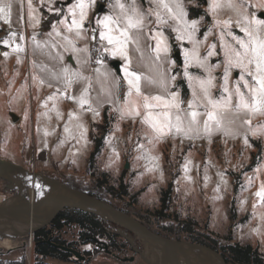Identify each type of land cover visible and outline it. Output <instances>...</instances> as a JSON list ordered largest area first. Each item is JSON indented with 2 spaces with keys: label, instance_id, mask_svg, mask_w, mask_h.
I'll return each instance as SVG.
<instances>
[{
  "label": "rangeland",
  "instance_id": "374dc122",
  "mask_svg": "<svg viewBox=\"0 0 264 264\" xmlns=\"http://www.w3.org/2000/svg\"><path fill=\"white\" fill-rule=\"evenodd\" d=\"M39 1L41 6L39 10L42 13V9L47 4L41 5V0ZM72 2L75 0H61V8L64 7L66 10ZM121 2L130 4L132 0H121ZM182 2L186 12L187 7L203 10V14L198 17H189L188 14L186 17L189 21H197V39L204 41L205 34L211 30V34L200 47V55L203 57L210 44L219 45L220 31L214 27L213 15L208 10L210 0H182ZM222 2L226 4L228 0ZM232 2L239 3L241 0H232ZM243 2L247 6L257 4L260 0H243ZM114 3L115 0H96L91 10L94 15L92 28L95 27L96 19L114 14L110 7ZM56 4L54 1L52 7ZM136 4L145 12L150 7L149 0H136ZM248 11L256 19L264 20L258 16V13L264 12V9L249 7ZM21 16L23 19L26 16L25 12H21ZM229 17L234 19L235 14L227 8L220 12L219 19L226 20ZM153 20L154 17H149L148 29L156 28ZM88 25H91V21L86 22L85 27L87 28ZM11 30L10 32L16 33V40L24 51L19 53L18 63L17 54L11 52L10 47L5 48L0 42L2 49L0 51V158L10 160L22 169L0 178V200L17 188H26L30 199H33L35 191L31 188L32 174L40 173L73 188L92 193L115 208L129 213L154 232L192 246L196 257L204 264H240L222 249V246L234 243L248 244L253 249H257L261 256V262L258 264H264V220L260 219L264 214V208L259 207V202L254 197L260 183L256 177L264 178V134L258 132L256 136H252L251 132L246 131L249 127L261 128L264 125V117H253L251 126L242 125L241 121L230 126L225 121V126L233 128L234 136H226L223 131H214L210 136L201 133L200 137L192 139H182L180 135L172 138L169 135L160 142L150 145L144 135L146 126L141 125L140 118H136L135 122L127 117L122 120L120 112L116 111L123 105L127 93L123 73L124 60L120 57H112L101 49L98 57L102 58V52L107 54L113 61L118 62V71L112 66L113 61L102 59V65H97L95 63L97 57L93 55L92 49L99 47L98 41L89 43L88 40H80L76 43L77 48L85 46L90 48L88 53H73L71 49L65 51L63 47L58 46L56 38L48 34H43L41 38L33 41L35 31L23 20ZM231 30L233 35L243 38V33L234 25ZM38 31L36 30L37 34ZM163 31L168 38L170 48L168 59L172 62L164 64L163 68L169 69L168 76L176 77L175 81L168 84V90L179 94L180 106L186 110L188 102L192 100V90L183 75V49H190L191 45L177 42L175 34L170 29L164 28ZM21 35L24 37L23 41L19 40ZM149 35L146 29L145 39L140 44L141 51L137 52L133 45H129L130 70L142 77L144 92L155 95L161 91L158 83L152 86L145 85L147 80L158 81L162 69L158 67L159 62L155 60V54L148 48L149 44L154 46V41L147 39ZM37 43L41 46L37 47ZM5 51L9 52L7 58L3 55ZM217 51L219 52V47ZM176 52L178 57L175 56ZM222 60L223 56L220 54L210 58L209 64H217ZM65 66L72 72H80L89 80L74 82L64 97H58L56 106L62 114L61 119L58 120L55 112L50 111L52 101H48L47 108L41 105L49 95L56 92L57 88L63 89L62 82L54 77L61 75ZM96 68H100L99 74L95 71ZM188 71L195 77L205 78L206 75L195 66L190 67ZM222 73V68L212 73L217 78L215 81L217 87L211 90L213 99H219L221 95ZM33 77H36L35 82ZM237 78L238 71L234 70L230 86L235 84ZM180 79H184L188 88L185 99L181 98V85L177 84ZM40 80L44 81L43 86L40 85ZM114 82H118L116 89ZM48 84L52 87H48ZM84 87H88L89 103L99 112V116L94 117L93 113L88 111L87 105L80 109L76 102L66 98L68 95L78 98ZM104 109L109 118V126L104 132L102 148L94 156L89 167L88 158L93 149L92 137L101 134L97 125L103 122ZM46 111L47 117L44 116ZM197 111H203V108H197ZM69 112L78 117V120L72 121L70 125L73 134L78 132L75 128L77 123H82L87 129L86 147L77 144L74 139H67L61 144V141L66 139L64 126L69 123ZM12 114L17 117L16 121H12ZM45 130L50 133L47 137L44 136ZM245 139L250 146L244 145ZM141 144L145 146L143 152L158 159L152 162L147 159L137 160L136 157L142 154L139 150ZM114 153L118 154V159ZM253 160L256 164L251 166ZM187 161L191 162L190 171L187 173L190 180L184 179L183 168ZM153 164L157 165L155 170L147 171V167H152ZM249 166L250 168H247ZM258 168L261 169L259 173L256 171ZM250 177L253 178L251 184L248 182ZM8 185L12 186L11 190ZM169 185H171L170 190L167 191ZM35 186L42 188L38 181L35 182ZM253 202L258 205L255 210L252 208ZM103 224L113 230L112 226ZM79 233L80 228L76 224H70L56 231L55 236L66 242L75 243L78 253L96 251L92 243H83ZM25 239V241L20 238L0 240V259L8 261L23 258L25 264H33L32 236L31 245L30 236ZM101 240L105 244L109 243L107 237H101ZM115 240L122 246L111 250L116 256L124 259L123 264H141L139 255L131 249L125 239L117 235ZM106 253L102 249L96 251L93 258L99 256V259L94 264H104L100 259L102 256L106 257ZM131 257L136 261L128 262ZM223 257L227 258V261ZM44 262L75 264L52 257L45 258Z\"/></svg>",
  "mask_w": 264,
  "mask_h": 264
},
{
  "label": "snow or ice",
  "instance_id": "6c2138e0",
  "mask_svg": "<svg viewBox=\"0 0 264 264\" xmlns=\"http://www.w3.org/2000/svg\"><path fill=\"white\" fill-rule=\"evenodd\" d=\"M53 2L54 0H41V5L46 3L51 12L57 16H63L51 25V31L48 33V36L56 38L59 47H63L65 51L71 49L73 53H88L87 46L77 48L76 43L90 38L94 42L98 41L99 47L95 51L100 52L102 49L110 56L120 57L125 61L123 73L127 84V93L123 105L116 111L120 112L122 120L127 117L135 122L136 118H140L141 125L146 126L144 135L148 144L154 145L169 135L172 138L180 135L182 139H192L200 137L201 133L210 136L214 131H223L226 136H234L233 128L225 126V121L230 126L236 125L237 121H241L242 125L251 126L253 117H264V20L256 19L248 11L249 7L264 9V0L247 6L243 0L239 3L228 0L226 4L222 0H210L208 10L213 15L214 27L220 31L219 45L210 44L203 57L200 55V47L211 34V30L205 34L204 41L197 39L198 23L196 20L189 21L186 18L187 12L182 0H149L150 7L147 12L137 6L136 0H132L130 4L115 0V3L110 5L114 14L96 19L95 27L91 29L86 28L85 24L89 21V13L95 6L96 0H75L63 13L60 9L52 7ZM225 8L235 14L234 19L233 17L226 20L219 19L220 12ZM12 10V0H0V21L8 25L9 28H11ZM35 12L32 0H28V18L33 28L39 23L34 15ZM149 17H154L152 21L156 25L154 30L148 29ZM233 25L243 33V38L233 35L231 30ZM164 28L170 29L175 34V40L180 44L186 42L191 45L190 49H183V75L192 90V100L188 102L186 110L180 106L179 94L168 90V84L175 81L176 77L168 76L169 69L163 68L164 64L172 63L168 59L170 48L168 38L163 31ZM146 29L150 33L147 39L154 41V46L149 44L148 48L155 54V60L159 62L158 67L162 69L158 81L147 80L145 85L152 86L158 83L161 91L155 95L150 92L146 94L143 90L144 86L141 84L142 77L130 70L129 45H133L135 51H141L140 44L145 39ZM89 31L91 32L90 37ZM15 40L16 33L10 32L9 38L3 41V46L10 47L11 52L17 54L19 63V53L23 52L24 48L20 43H15L13 46ZM19 40H24L23 35L19 37ZM32 40H36L35 35ZM36 46L40 47L41 45L37 43ZM217 47H219V52ZM220 54H222L223 60L210 65L209 59ZM3 55L7 58L9 52L5 51ZM60 59L62 61V57ZM95 63L102 65V58L97 57ZM192 66L201 69L206 74L205 78L190 75L188 69ZM219 68L223 69L221 77L223 83L220 85L221 95L219 99H213L211 90L217 87L215 83L217 78L212 73ZM234 70L238 71V78L235 84L230 86ZM95 71L99 74L100 68H96ZM54 78L62 82L63 89L57 88L56 92L49 95L41 106L47 108L48 101H52L50 111L55 112L56 118L59 120L62 114L56 106L58 97H64L74 82L89 80V78L82 76L78 71H70L66 66L63 67L62 74ZM33 81H36V77H33ZM39 83L43 86L44 81L40 80ZM48 87H52V85L48 84ZM114 87H118V82H114ZM66 98L76 102L80 109L87 105L88 111L92 112L94 117L99 116V112L89 103L88 87L82 89L78 98L71 95ZM197 108H203V111H197ZM44 116H48L47 111ZM68 120L69 123L64 126L66 139L62 140L61 144H64L67 139H74L77 144L86 147L87 129L82 123H77L75 128L78 132L73 134L70 125L72 121L78 120V117L69 112ZM246 131L251 132L252 136H256L258 132L264 134V125L259 129L249 127ZM48 135L50 133L45 130L44 136ZM244 145L250 146L247 139L244 140ZM144 147L143 144L139 146L142 154L136 157L137 160L147 159L152 162L158 159L143 152ZM114 155L118 159V154L114 153ZM190 163L187 161L183 168L185 180H190L187 175L190 171ZM156 167L157 165L153 164L152 167H147V171H154ZM256 171L259 173L261 169L258 168ZM207 179L206 176V182ZM256 179H259L260 183L254 197L259 202V207L264 208V178L257 176ZM221 180L223 181V177ZM248 182L251 184L253 178L250 177ZM241 203L243 204V201ZM257 207V203L253 202L252 208L255 210ZM260 219L264 220V214Z\"/></svg>",
  "mask_w": 264,
  "mask_h": 264
},
{
  "label": "water",
  "instance_id": "95a60500",
  "mask_svg": "<svg viewBox=\"0 0 264 264\" xmlns=\"http://www.w3.org/2000/svg\"><path fill=\"white\" fill-rule=\"evenodd\" d=\"M258 16L264 18V12H259ZM175 56L178 57V52ZM112 66L118 71L117 61H113ZM11 117L12 121L17 120L14 114ZM21 169L18 164L0 158V178ZM36 181L42 188L35 186ZM31 188L36 193L33 199H30L26 188H17L0 200V240H14L27 234L32 236L35 231L48 226L59 212L75 209L112 226L113 231L125 239L146 264H204L196 257L192 246L154 232L129 213L115 208L94 194L40 173L32 174ZM100 245L109 253L104 242H100ZM72 252L83 259L77 251Z\"/></svg>",
  "mask_w": 264,
  "mask_h": 264
},
{
  "label": "trees",
  "instance_id": "16d2710c",
  "mask_svg": "<svg viewBox=\"0 0 264 264\" xmlns=\"http://www.w3.org/2000/svg\"><path fill=\"white\" fill-rule=\"evenodd\" d=\"M187 14L189 17H198L203 14V10L194 9L193 7H187ZM43 20L41 22L39 31L44 32L48 30L51 24L58 19L59 16L56 14H49L45 10H42ZM171 35V34H170ZM172 36V35H171ZM104 61L111 62L113 61L107 54H101ZM178 85H181V98L185 99L188 94V88L184 79L177 81ZM109 126V118L107 116L106 109L103 110V122L97 125V129L101 131V134L98 137H92L93 149L90 152L88 158V166L90 167L94 156L100 151L103 145V139L105 137V131ZM256 161L251 162V166H254ZM247 168H250L247 167ZM249 170V169H248ZM170 186L167 191L170 190ZM83 191V190H82ZM87 192V191H85ZM89 193V192H87ZM92 194V193H89ZM35 195V192H34ZM71 210V212H67ZM104 222L95 216L75 210V209H66L57 214L54 220L46 227L41 228L35 231L32 234L33 240V264H48L44 262L45 258L52 257L65 262H72L75 264H87L95 256L96 251L101 250L102 248L96 246L95 243L100 245L101 237H107L109 240L108 251L112 252L113 248H120L122 245L118 244L115 240L117 234L107 228ZM76 224L80 228L79 237L83 239V243H92L96 251H85L82 255L83 259H79L74 255L72 250L77 251L75 243L66 242L65 240L59 239L55 236L56 231H59L64 226ZM101 246V245H100ZM224 252L234 261L240 264H258L261 262V256L258 253L257 249H253L250 245H241L239 243L227 244L222 246ZM103 250V249H102ZM78 252V251H77ZM224 256V255H223ZM225 261L227 258L223 257ZM0 264H25L24 259L20 258L17 260H8L3 261L0 259Z\"/></svg>",
  "mask_w": 264,
  "mask_h": 264
},
{
  "label": "crops",
  "instance_id": "0c3cea01",
  "mask_svg": "<svg viewBox=\"0 0 264 264\" xmlns=\"http://www.w3.org/2000/svg\"><path fill=\"white\" fill-rule=\"evenodd\" d=\"M54 1L57 4L53 8L60 9L62 13L64 11H66L64 7L61 8V5H62V3H60L61 0H54ZM12 2H13V10H12V16H11V28L12 27L13 28L16 27V25L20 24L22 22V20H23L24 23H26V25H30L29 18H28V4H27V0H12ZM32 3H33L34 8L36 9V12H35L34 15L39 20V23H38V25L35 28H33L31 25H30V27H32L33 31H35L34 35H35L36 39H38V38L42 37L41 35L48 34L51 31V26L48 28V30H46L44 32L38 31L39 28H40L41 22L43 20L42 13L39 10V8L41 7L40 6V1L39 0H32ZM58 3H59V5H58ZM42 10H45L49 14H55L54 12H51L49 10L48 6L44 7ZM21 12H25V14H26V16L23 19L21 18L22 17L21 16ZM93 16L94 15L91 12V14H89V21H91V25L87 26L88 29H91L92 26H93V24H92V21H93V18H94ZM61 18H63L62 15H60L58 17V19H61ZM57 20H55L53 23H55ZM11 28H9L8 25H5V24H3L2 21H0V42L1 43H3V41L5 39L9 38V32L12 31ZM36 30L38 31V34L36 33ZM16 39H17V37H16ZM88 41H89V43L93 42L90 38L88 39ZM15 43H19V42L17 40H15L13 45H15ZM89 50H90V48H89ZM114 89H116V88L114 87ZM115 92H116V90H115ZM106 254H107L106 257L102 256L101 259H100V260H103L104 264H123L124 259L116 257L114 253L109 252V253H106ZM98 259H99V256H96L95 258H93L90 261L89 264H94L95 262L98 261ZM135 261H136V259H133V258L131 260H128V262H135ZM139 262L141 264H146L141 259H140Z\"/></svg>",
  "mask_w": 264,
  "mask_h": 264
},
{
  "label": "built area",
  "instance_id": "2783aa9c",
  "mask_svg": "<svg viewBox=\"0 0 264 264\" xmlns=\"http://www.w3.org/2000/svg\"><path fill=\"white\" fill-rule=\"evenodd\" d=\"M95 49H96V47H93V49H92V53H93V55H94L95 57H98L99 54H98L97 51H95ZM0 51H2V49H0ZM29 244L31 245V235H30V239H29ZM27 257H28V255H26V258H27Z\"/></svg>",
  "mask_w": 264,
  "mask_h": 264
},
{
  "label": "flooded vegetation",
  "instance_id": "af4514ba",
  "mask_svg": "<svg viewBox=\"0 0 264 264\" xmlns=\"http://www.w3.org/2000/svg\"><path fill=\"white\" fill-rule=\"evenodd\" d=\"M8 188L11 190L12 189V186L11 185H8ZM16 191V190H15ZM107 225V224H106ZM113 231V230H112ZM127 242V241H126ZM96 244V246H99V247H101L103 250H104V247H103V245H98L97 243H95ZM138 244H139V242H138ZM106 247H108V244H106ZM111 253H114V252H111ZM115 254V253H114ZM137 254V253H136ZM116 256V255H115ZM116 257H119V256H116Z\"/></svg>",
  "mask_w": 264,
  "mask_h": 264
},
{
  "label": "bare ground",
  "instance_id": "6f19581e",
  "mask_svg": "<svg viewBox=\"0 0 264 264\" xmlns=\"http://www.w3.org/2000/svg\"><path fill=\"white\" fill-rule=\"evenodd\" d=\"M27 236H30V235H29V234H27V235H25V236L18 237V238H20V239H22L23 241H25V240H26L25 238H26ZM194 250H195V249H194Z\"/></svg>",
  "mask_w": 264,
  "mask_h": 264
}]
</instances>
